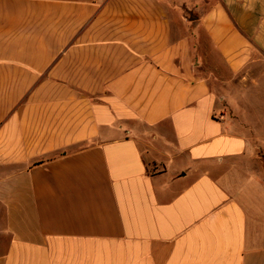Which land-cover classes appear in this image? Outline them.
<instances>
[{
    "label": "crops",
    "instance_id": "0c3cea01",
    "mask_svg": "<svg viewBox=\"0 0 264 264\" xmlns=\"http://www.w3.org/2000/svg\"><path fill=\"white\" fill-rule=\"evenodd\" d=\"M0 264H264V0H0Z\"/></svg>",
    "mask_w": 264,
    "mask_h": 264
}]
</instances>
